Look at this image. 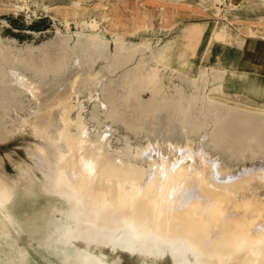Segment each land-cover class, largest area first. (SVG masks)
I'll return each mask as SVG.
<instances>
[{"label": "bare ground", "instance_id": "bare-ground-1", "mask_svg": "<svg viewBox=\"0 0 264 264\" xmlns=\"http://www.w3.org/2000/svg\"><path fill=\"white\" fill-rule=\"evenodd\" d=\"M154 54L155 65H136L129 80L132 85L141 80L142 85L130 93L122 94V89L103 93L101 105L106 110L111 105L108 117L136 132L154 129L157 106L171 101L169 118L178 122L182 140L155 136L145 137L144 144H132L125 137L122 147L111 150L110 126L93 132L79 112L73 121L63 110L56 118L54 157L39 163L50 184L44 190L42 212L35 210L25 225L31 239L54 257L44 254L47 264H117L129 255L134 257L126 264H151L166 255L168 264H264V108L232 105L204 90L229 92L225 70L212 75L203 70L193 77L188 93L174 84L162 94L158 66L169 60L170 50L164 46ZM66 56L49 61L47 67L58 68ZM260 67H234L232 75L235 88L264 104V86L252 74ZM11 73L15 82L30 83L21 73ZM80 74L76 72L56 95L58 100L68 97ZM146 89L153 100L146 111L119 113L132 110L126 103L134 92ZM197 100L202 105H195ZM119 103L124 108L118 109ZM51 106L48 98L33 110L31 124L44 137L51 131ZM186 109L193 116L189 123L182 120ZM202 109L208 113L194 115ZM211 111L216 112L214 117L209 116ZM228 117L242 123L226 125ZM221 119L223 123L213 128ZM192 127L197 128L194 136ZM234 132L238 134L230 136ZM65 133L68 136L62 138ZM241 143L245 146L235 150ZM218 145L241 159L227 164L210 150ZM14 185H0V254L9 253L0 264L28 261L25 249L12 236L17 228L11 214L3 211V204L17 191Z\"/></svg>", "mask_w": 264, "mask_h": 264}, {"label": "rangeland", "instance_id": "rangeland-1", "mask_svg": "<svg viewBox=\"0 0 264 264\" xmlns=\"http://www.w3.org/2000/svg\"><path fill=\"white\" fill-rule=\"evenodd\" d=\"M164 46L170 54L169 60L158 66L162 94L171 91L174 84L188 93L193 77L203 70L209 75L225 70L229 92L204 90L232 105L264 108L260 98L235 88L232 75L234 67L259 64L260 70L252 74L264 86V0H0V185L18 186L3 204V211L11 214L10 220L17 228L12 236L28 255L25 264H47V257L54 258L31 239L25 225L33 219L35 210L42 212L45 203L44 190L50 180L41 175L39 163L54 157L56 118L63 110L73 121L79 112V118L93 132L110 126L111 150L122 147L125 137L132 144H144L145 137L155 136L182 140L178 122L169 118L171 101L157 106L158 124L154 129L136 132L108 117L112 114L111 105L107 110L101 105L103 93H117L120 89L122 94L130 93L142 85L141 80L136 85L129 83L136 65H155L154 51ZM64 54L67 56L58 68L47 67L49 61ZM11 69L27 77L30 83L15 82ZM76 72L81 74L72 91L58 100L56 95L68 87ZM48 98L53 121L51 131L44 137L31 123L33 110ZM152 102L148 89L134 92L126 103L133 109L119 113L127 116L136 110L146 111ZM195 105H202L201 101L197 100ZM117 107L124 108L120 103ZM187 112L186 109L182 115L185 123L193 119ZM204 112L208 110H195L194 115ZM209 114L214 117L216 112ZM222 120L213 128L220 126ZM206 121L210 122L209 118ZM225 123L242 122L228 117ZM144 126H149L147 120ZM190 131L194 136L197 128ZM242 146L245 144L235 145L234 149L240 150ZM41 150L45 155L40 154ZM210 150L217 151L227 164L241 159V155L231 154L223 145ZM8 254L1 252L0 262ZM133 257L129 255L116 263L126 264ZM168 259L167 255L161 256L151 264H168Z\"/></svg>", "mask_w": 264, "mask_h": 264}]
</instances>
